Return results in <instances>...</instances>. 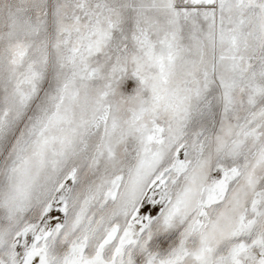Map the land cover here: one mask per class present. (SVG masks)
<instances>
[{
    "label": "snow or ice",
    "instance_id": "obj_1",
    "mask_svg": "<svg viewBox=\"0 0 264 264\" xmlns=\"http://www.w3.org/2000/svg\"><path fill=\"white\" fill-rule=\"evenodd\" d=\"M0 264H264V0H0Z\"/></svg>",
    "mask_w": 264,
    "mask_h": 264
}]
</instances>
